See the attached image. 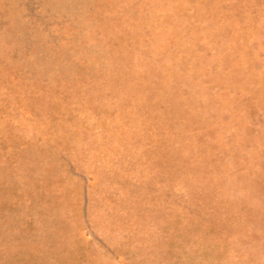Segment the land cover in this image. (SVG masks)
I'll list each match as a JSON object with an SVG mask.
<instances>
[{"label": "rangeland", "instance_id": "obj_1", "mask_svg": "<svg viewBox=\"0 0 264 264\" xmlns=\"http://www.w3.org/2000/svg\"><path fill=\"white\" fill-rule=\"evenodd\" d=\"M0 264H264V0H0Z\"/></svg>", "mask_w": 264, "mask_h": 264}]
</instances>
